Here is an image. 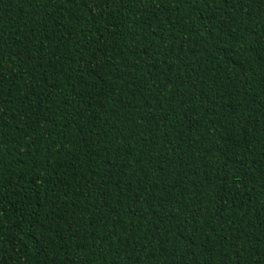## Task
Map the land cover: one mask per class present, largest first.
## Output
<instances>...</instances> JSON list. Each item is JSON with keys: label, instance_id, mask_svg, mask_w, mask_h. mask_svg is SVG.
Here are the masks:
<instances>
[{"label": "trees", "instance_id": "1", "mask_svg": "<svg viewBox=\"0 0 264 264\" xmlns=\"http://www.w3.org/2000/svg\"><path fill=\"white\" fill-rule=\"evenodd\" d=\"M0 264H264V0H0Z\"/></svg>", "mask_w": 264, "mask_h": 264}]
</instances>
